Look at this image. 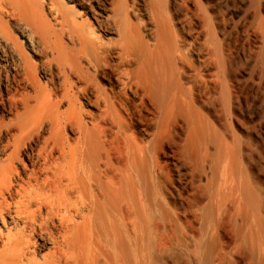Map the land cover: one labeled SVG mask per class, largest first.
<instances>
[{
	"label": "bare ground",
	"instance_id": "bare-ground-1",
	"mask_svg": "<svg viewBox=\"0 0 264 264\" xmlns=\"http://www.w3.org/2000/svg\"><path fill=\"white\" fill-rule=\"evenodd\" d=\"M0 264H264V0H0Z\"/></svg>",
	"mask_w": 264,
	"mask_h": 264
}]
</instances>
